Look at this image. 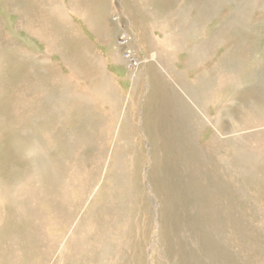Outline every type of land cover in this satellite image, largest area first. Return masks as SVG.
Instances as JSON below:
<instances>
[{
    "label": "rangeland",
    "instance_id": "374dc122",
    "mask_svg": "<svg viewBox=\"0 0 264 264\" xmlns=\"http://www.w3.org/2000/svg\"><path fill=\"white\" fill-rule=\"evenodd\" d=\"M89 1L0 0V264H180L216 178L207 264H264V0Z\"/></svg>",
    "mask_w": 264,
    "mask_h": 264
},
{
    "label": "bare ground",
    "instance_id": "6f19581e",
    "mask_svg": "<svg viewBox=\"0 0 264 264\" xmlns=\"http://www.w3.org/2000/svg\"><path fill=\"white\" fill-rule=\"evenodd\" d=\"M23 13L24 11L21 13V15H23ZM35 14V12L29 11L27 13V16L33 18ZM212 185L215 189L211 191L209 196L208 194L204 195L203 191L198 190V194L200 195L198 200L208 203L210 206L208 207V205L202 203V207L199 208L200 212L198 213V217L196 218L195 222V225L198 222V226L193 229L187 230L190 235L194 237V239L196 238L197 243L192 247H186L184 241H182L184 245L181 246L183 256L180 261V264H207L210 261L224 262L225 260V250L221 247H217V245L212 240H210V238L211 236H213V231L215 230L216 225L221 221V219L218 217V213L224 209L223 204L227 202L226 199H228L230 196V188L219 178L213 180ZM186 190L190 192L191 188L189 189L188 187ZM172 217L173 218H170L167 221L169 229L167 232L168 236L173 242V240L177 236V227L181 219L175 215H173ZM172 242H169L170 245ZM184 247L188 249L185 250Z\"/></svg>",
    "mask_w": 264,
    "mask_h": 264
},
{
    "label": "crops",
    "instance_id": "0c3cea01",
    "mask_svg": "<svg viewBox=\"0 0 264 264\" xmlns=\"http://www.w3.org/2000/svg\"><path fill=\"white\" fill-rule=\"evenodd\" d=\"M50 1L52 3L53 12L54 13H55V11L57 13L60 12V17H62L65 21L70 23L71 20H72V16H71V13H69L66 9L70 8L73 5V4L72 5L70 4L71 1H73V0H50ZM84 1H89V0H84ZM91 1H93V0H91ZM91 1H89V2H91ZM110 1L111 0H100L101 13H102L103 16L104 15L108 16L109 14L110 15L112 14V17H113L115 14H118V12H120L121 6L117 5V4L113 5V4L110 3ZM102 3H103V6H101ZM37 6L38 5L36 4V7ZM103 9H104V11H103ZM23 10L24 9H19V11H18V14H19L20 18H22L21 17V11H23ZM36 11H37V13L39 11V18H40V13H41L40 7ZM31 19H33V18L31 17Z\"/></svg>",
    "mask_w": 264,
    "mask_h": 264
},
{
    "label": "built area",
    "instance_id": "2783aa9c",
    "mask_svg": "<svg viewBox=\"0 0 264 264\" xmlns=\"http://www.w3.org/2000/svg\"><path fill=\"white\" fill-rule=\"evenodd\" d=\"M114 21L120 23V16H115ZM129 33L130 31L125 28L120 31V45L124 48L126 58H128L131 63H135L138 58L135 56L133 46L130 43L131 36Z\"/></svg>",
    "mask_w": 264,
    "mask_h": 264
}]
</instances>
